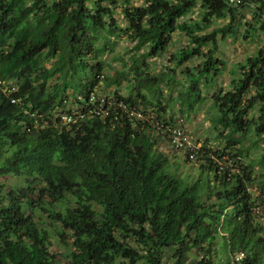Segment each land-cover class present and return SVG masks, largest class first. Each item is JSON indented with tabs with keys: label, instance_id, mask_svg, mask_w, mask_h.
<instances>
[{
	"label": "trees",
	"instance_id": "1",
	"mask_svg": "<svg viewBox=\"0 0 264 264\" xmlns=\"http://www.w3.org/2000/svg\"><path fill=\"white\" fill-rule=\"evenodd\" d=\"M198 1L192 20L197 0L130 8L131 0H0V264H53L54 245L67 248L66 264H164L168 250L174 264L194 250L196 264H213L219 238L225 264H264V210L259 216L252 191L264 195L256 171L264 150L250 158L264 142V46L210 96L209 124L223 149L196 140L192 161L160 146L159 125L175 124L171 105L190 114L204 102L202 86L221 71L217 36L236 33L241 6L253 14L247 32L264 36V0ZM119 3L124 30L109 7ZM223 17L225 25L199 33ZM114 31L133 52L117 69L104 58L113 43L102 42ZM176 31L186 46L171 56L173 67L153 72L150 60ZM195 57L200 63L177 80L175 67ZM92 93L126 108L110 106L102 117L88 104ZM67 102L81 111L72 123L60 118L73 111ZM175 154L197 161L199 173L181 174Z\"/></svg>",
	"mask_w": 264,
	"mask_h": 264
},
{
	"label": "rangeland",
	"instance_id": "2",
	"mask_svg": "<svg viewBox=\"0 0 264 264\" xmlns=\"http://www.w3.org/2000/svg\"><path fill=\"white\" fill-rule=\"evenodd\" d=\"M143 0H131L130 4L127 6L130 7H137L142 4ZM199 1L197 0V6L194 7V9L187 14L188 19L197 20L198 17H200L201 9L199 8ZM113 12L112 16L114 19H116L118 23V27H120L122 30L126 28V24L124 22L123 17V4H116L109 6ZM253 18V14L249 9L243 8L242 6L237 11V15L235 18V23H237L236 26V33L234 34H226L220 36L218 34L217 36V45H218V51L216 53V57L221 60L220 68L221 71L219 75L215 78L213 86L212 87H205L202 86V93L205 97L204 102L197 106L196 110L193 113H185L182 112L177 107V103H173L171 105V109H169L167 118L171 115L174 119L175 124L180 125L182 128H184L194 140H197L202 143L206 141L211 147L214 149L224 148V143H220L219 139H216L217 132L214 131L210 124L208 117L210 116V96L213 91H218L219 89L227 90L229 88V82L232 78L231 70L235 68V66L239 63L244 61V59L247 56H251L255 54V52L261 47L264 46V36L259 32V30H255L254 32H247V30L250 28L248 27V23L251 22ZM229 19L227 17L223 18H213L208 26L203 28L199 33H209L214 28L221 27L225 25ZM250 30V29H249ZM251 31V30H250ZM106 39L102 42L111 41L113 43L112 50L106 51L104 58L106 61L111 62V66L113 69L117 68H123V62L128 63L133 56L132 52V43L129 39L125 36L124 33H121L120 31H114L111 35L105 34ZM120 35V36H118ZM187 44V37L185 34H183L180 31H176L172 35V40L169 43L166 50L158 55L153 57L150 60L151 63V70L153 72L158 71L159 69L165 70L167 67H173L174 62H171L170 58L171 56L176 53L180 48L185 47ZM108 46V44H106ZM200 63L199 58H192L186 60L182 67H175V77L179 81H183L184 75H183V68L185 67H194ZM107 74H111L112 70H108L106 72ZM112 88L109 90H105L107 94H109V91H111ZM124 91V87L122 89ZM65 110L68 111L69 109H73V111L80 110L77 108L78 106H73L72 104H69L68 102L65 104ZM161 148L164 149L163 145H160ZM167 148L165 149V151ZM264 150V142H260L258 149L252 150L250 153V158H253L255 161L260 160V155L262 151ZM229 152V151H227ZM170 156L172 153H169ZM172 163H178L179 165V172L183 175H191L192 177H195L200 169L199 165L196 162H187L184 158L180 157V155L175 154L171 158ZM256 171L264 172V168L261 169V165L256 162ZM16 180L15 177H8L3 179L4 184L9 185L11 183H14ZM254 195L256 196V200L258 204L260 205L258 210V215L263 217V210H264V195H260L257 191V188H254L253 190ZM260 217V219H261ZM54 252L52 253L54 255L53 264H66V253L67 248L65 246H55L53 248ZM172 250H168V257L165 259L164 264H174V259L171 258L172 256ZM197 251H190L187 254L186 259L183 261L182 264H196L197 260L200 259V256L197 255ZM227 256V250L224 246L223 242L218 239L217 243L214 244L213 252L211 254V260L213 264H225L224 259H226ZM120 264V261L117 263ZM136 264H145L143 262H139Z\"/></svg>",
	"mask_w": 264,
	"mask_h": 264
},
{
	"label": "built area",
	"instance_id": "3",
	"mask_svg": "<svg viewBox=\"0 0 264 264\" xmlns=\"http://www.w3.org/2000/svg\"><path fill=\"white\" fill-rule=\"evenodd\" d=\"M99 88V87H97ZM95 94H91L89 97L88 104L92 111H94L96 114L100 116L107 115L108 107L114 106V107H120V108H126L125 105L122 103H116L111 101L110 99H100ZM13 101V100H12ZM100 108H98V105ZM129 115H135L139 119L147 120L148 116L144 115L142 111H134L132 112L130 109H126L125 111ZM81 116V111H72L70 113L63 112L60 115L61 120L63 123H72L74 122L78 117ZM165 125L164 123H161L159 125V129H162L164 127V130H162V137H160V145H165L167 148L168 153H180L182 155H186L189 160H195L196 158V152L200 146V144L194 140L191 135L180 125L173 124V125ZM237 259V257H236Z\"/></svg>",
	"mask_w": 264,
	"mask_h": 264
}]
</instances>
